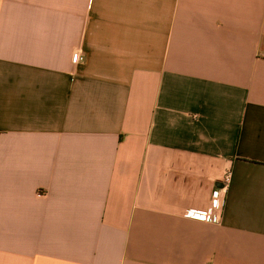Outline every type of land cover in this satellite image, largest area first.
Masks as SVG:
<instances>
[{
	"label": "crops",
	"instance_id": "obj_1",
	"mask_svg": "<svg viewBox=\"0 0 264 264\" xmlns=\"http://www.w3.org/2000/svg\"><path fill=\"white\" fill-rule=\"evenodd\" d=\"M0 264H264V0H0Z\"/></svg>",
	"mask_w": 264,
	"mask_h": 264
},
{
	"label": "built area",
	"instance_id": "obj_2",
	"mask_svg": "<svg viewBox=\"0 0 264 264\" xmlns=\"http://www.w3.org/2000/svg\"><path fill=\"white\" fill-rule=\"evenodd\" d=\"M77 60H80V57L78 52H75L71 56V61L75 63ZM223 189L224 187H222L221 191ZM221 191L215 190L211 196L209 206L205 210L199 211L197 214H192L191 216L208 223H219L224 203Z\"/></svg>",
	"mask_w": 264,
	"mask_h": 264
}]
</instances>
